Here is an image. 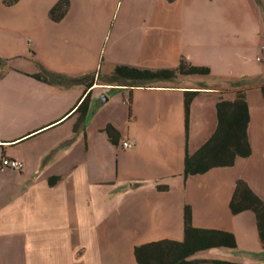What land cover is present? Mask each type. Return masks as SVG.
Returning a JSON list of instances; mask_svg holds the SVG:
<instances>
[{"label": "crops", "instance_id": "0c3cea01", "mask_svg": "<svg viewBox=\"0 0 264 264\" xmlns=\"http://www.w3.org/2000/svg\"><path fill=\"white\" fill-rule=\"evenodd\" d=\"M57 1L0 0V264H137L135 246L183 240L186 205L194 227L232 233L241 256L190 260L264 264L255 214L229 209L239 179L264 200V23L254 1L70 0L56 22ZM182 60L210 74L114 73L175 70ZM45 71L94 76L63 85L31 76ZM240 80L255 82L245 91L251 155L185 179L186 154L212 137L216 104L236 97ZM188 91L198 93L186 127ZM2 157L23 166L4 168Z\"/></svg>", "mask_w": 264, "mask_h": 264}, {"label": "trees", "instance_id": "16d2710c", "mask_svg": "<svg viewBox=\"0 0 264 264\" xmlns=\"http://www.w3.org/2000/svg\"><path fill=\"white\" fill-rule=\"evenodd\" d=\"M18 0H3L6 6L14 5ZM70 7V0H58L50 9L49 17L53 21H60ZM7 67L6 59L0 57V77ZM115 75L135 80L172 79L176 74L202 75L210 74V69L204 66H190L183 60L175 70L162 69L157 71L139 70L129 67H117ZM47 84L63 85L93 79L94 75H86L77 79H70L64 75L45 71L42 74L31 75ZM244 80L237 82L242 86ZM92 85H90L91 87ZM264 99V84L260 87ZM197 91H188L185 96L186 127L188 125L190 105ZM91 103V93H86L76 108L79 114L76 129L86 117ZM218 125L212 137L193 156L186 154L184 178L195 174H202L214 167L233 166L237 157L251 155L248 138L250 113L245 91H236L233 99H223L216 104ZM105 131L110 141L115 142L118 137L116 129L107 125ZM233 215L250 210L255 214L259 238L264 248V200L260 199L249 187L246 181L239 179L234 194L229 203ZM236 248V240L232 233L197 228L192 225V210L189 205L184 208V238L182 241L160 240L141 244L134 247V257L137 264H237L223 260H190L198 252L214 248Z\"/></svg>", "mask_w": 264, "mask_h": 264}, {"label": "rangeland", "instance_id": "374dc122", "mask_svg": "<svg viewBox=\"0 0 264 264\" xmlns=\"http://www.w3.org/2000/svg\"><path fill=\"white\" fill-rule=\"evenodd\" d=\"M253 1H254V4L256 5V7H257V9H258V11L260 13V17H262L261 20L264 23V0H253ZM194 3L195 2H190V6H195L196 4H194ZM205 21H206V19H205ZM210 25L212 27L213 24H210ZM201 78H199V79H201ZM201 81L205 82V83H208V84H211V82H209L206 79H201ZM253 85H255V82L254 81H250L247 85H242V87L239 90H237V92L238 91H243V90L246 91V88H250ZM1 161H2V159H1ZM4 168H7V167H4ZM202 256L205 257V258L218 257V258H225V259H230V260L232 259V260H236V261H239L241 259L240 254L238 252H236L235 250H232V249H220V248L197 253V254L191 256L190 259L191 258H196V257H202Z\"/></svg>", "mask_w": 264, "mask_h": 264}, {"label": "built area", "instance_id": "2783aa9c", "mask_svg": "<svg viewBox=\"0 0 264 264\" xmlns=\"http://www.w3.org/2000/svg\"><path fill=\"white\" fill-rule=\"evenodd\" d=\"M257 60L264 61V56L258 57ZM123 146L129 147L130 144L128 142H125ZM1 163H2V167H8V168L17 169V170L21 169L23 166L22 163L17 160H11V159L4 158V157L2 158Z\"/></svg>", "mask_w": 264, "mask_h": 264}, {"label": "water", "instance_id": "95a60500", "mask_svg": "<svg viewBox=\"0 0 264 264\" xmlns=\"http://www.w3.org/2000/svg\"><path fill=\"white\" fill-rule=\"evenodd\" d=\"M102 99L105 101V100H106V97H105V96H103V97H102Z\"/></svg>", "mask_w": 264, "mask_h": 264}, {"label": "bare ground", "instance_id": "6f19581e", "mask_svg": "<svg viewBox=\"0 0 264 264\" xmlns=\"http://www.w3.org/2000/svg\"><path fill=\"white\" fill-rule=\"evenodd\" d=\"M8 168V167H7Z\"/></svg>", "mask_w": 264, "mask_h": 264}]
</instances>
